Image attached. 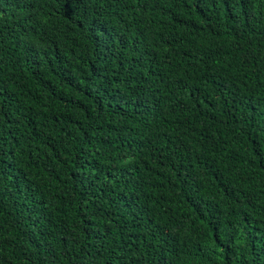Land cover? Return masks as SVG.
I'll return each mask as SVG.
<instances>
[{
    "label": "trees",
    "instance_id": "1",
    "mask_svg": "<svg viewBox=\"0 0 264 264\" xmlns=\"http://www.w3.org/2000/svg\"><path fill=\"white\" fill-rule=\"evenodd\" d=\"M0 264H264V0H0Z\"/></svg>",
    "mask_w": 264,
    "mask_h": 264
}]
</instances>
